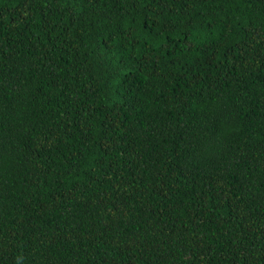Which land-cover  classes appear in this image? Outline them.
Listing matches in <instances>:
<instances>
[{"label": "trees", "instance_id": "trees-1", "mask_svg": "<svg viewBox=\"0 0 264 264\" xmlns=\"http://www.w3.org/2000/svg\"><path fill=\"white\" fill-rule=\"evenodd\" d=\"M0 264H264V0H0Z\"/></svg>", "mask_w": 264, "mask_h": 264}]
</instances>
